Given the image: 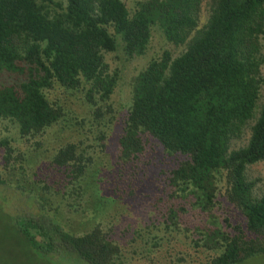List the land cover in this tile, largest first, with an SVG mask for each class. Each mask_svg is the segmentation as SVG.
I'll return each instance as SVG.
<instances>
[{
    "label": "trees",
    "instance_id": "trees-1",
    "mask_svg": "<svg viewBox=\"0 0 264 264\" xmlns=\"http://www.w3.org/2000/svg\"><path fill=\"white\" fill-rule=\"evenodd\" d=\"M202 2L0 0V75L11 79L0 84V124L16 132L0 138V186L31 205L12 216L28 259L239 264L264 254V192L247 175L264 164V0H208L200 25ZM156 32L170 47L131 78L127 105L116 110L123 68L107 54L142 56ZM72 94L88 126L75 116L77 135L44 146L67 120ZM116 122L105 172L93 152L106 148ZM245 128L246 143L234 148ZM125 175L126 195L149 182L147 218L130 235V222L115 231ZM62 204L72 212L106 206L111 223L69 229L58 217Z\"/></svg>",
    "mask_w": 264,
    "mask_h": 264
},
{
    "label": "rangeland",
    "instance_id": "rangeland-1",
    "mask_svg": "<svg viewBox=\"0 0 264 264\" xmlns=\"http://www.w3.org/2000/svg\"><path fill=\"white\" fill-rule=\"evenodd\" d=\"M124 1L127 6L131 7L136 0ZM208 13V0H203L200 12V25L206 21ZM169 47L170 45L164 42L160 33L156 32L147 52L142 56H136L129 61H125L119 51L107 54V59L112 68L117 66L123 68L121 80L119 81L111 99L113 107L116 110L122 112V109L127 105L131 93V78L146 66L151 57L159 55L162 50ZM10 81L11 79H9L5 74L0 75V84ZM66 101L67 102H65L64 105L69 108L68 118L67 120L62 121L58 126H54L48 131L44 139V146L51 147L56 145L55 143L61 140L65 141L72 138V136L77 135L81 127H76L74 125L75 116L85 117V123H83L84 129L89 124L87 122L88 119L86 120V117L89 115L88 110L87 108L81 106V100L77 99L75 94H72V96H69ZM109 117V114H106V118L108 119ZM114 120H112V124L115 122ZM112 124L109 123V126L106 129V132L108 133L105 141L107 144L106 148L103 149L102 152L100 151V148H96L93 152L94 155H98L99 160H101L103 164H106V167L104 168L105 172L108 170L107 162L114 161L115 140L120 130L118 122H116L115 125ZM111 127L112 129H110ZM94 135H96V133ZM14 136H16V132L13 126L7 125L6 123L0 124V138H12ZM248 137L249 128H245L243 136L240 139L233 141V147L235 148L244 145ZM151 170L152 174L157 173L158 171V169H155L154 166ZM247 175L250 179L256 181V192L259 194L263 193L264 164L262 162H258L250 165L247 170ZM150 177L153 176L151 175ZM148 179L150 178H146L143 183H147ZM128 180L129 178H127V175H125L124 178L117 180L121 187L120 192L123 194L130 189L127 185ZM138 183L139 180L134 179L131 186H136ZM148 184L143 187H139L132 195L124 194L125 204L121 213L117 214L116 218L119 217L120 223L115 227V231H119L120 225L130 222L131 227L127 231V234L130 235L134 227L139 224H144L147 217H145L143 207L147 203V200L150 199L149 196L144 193ZM123 188L125 189L122 190ZM15 192L16 191L13 188L0 186V264H38L36 260L28 259L22 244V236L16 231L17 229L13 224L12 216L19 211L22 212L30 209L29 207L31 206H29L28 200L24 199L23 196L20 197V195H16ZM62 205L60 208L61 215H58V217L61 216L60 221H62L69 229L77 223L80 224V227L83 224H87V226H89L95 222L101 223L102 226H107L111 223L108 221L109 214L103 211L106 207L105 205V207H103L100 211H97V209L92 208L91 206L90 208L85 207V212H72V209H68V207L64 204ZM239 264H264V254L250 257Z\"/></svg>",
    "mask_w": 264,
    "mask_h": 264
}]
</instances>
